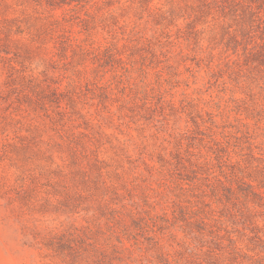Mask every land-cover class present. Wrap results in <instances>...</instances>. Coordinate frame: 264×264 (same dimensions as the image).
<instances>
[{"label": "rangeland", "instance_id": "1", "mask_svg": "<svg viewBox=\"0 0 264 264\" xmlns=\"http://www.w3.org/2000/svg\"><path fill=\"white\" fill-rule=\"evenodd\" d=\"M264 264V0H0V264Z\"/></svg>", "mask_w": 264, "mask_h": 264}, {"label": "trees", "instance_id": "2", "mask_svg": "<svg viewBox=\"0 0 264 264\" xmlns=\"http://www.w3.org/2000/svg\"><path fill=\"white\" fill-rule=\"evenodd\" d=\"M74 1H77V0H47V3L53 9H59V8H62L63 6H65V5H70ZM95 264H100V263L96 262Z\"/></svg>", "mask_w": 264, "mask_h": 264}]
</instances>
